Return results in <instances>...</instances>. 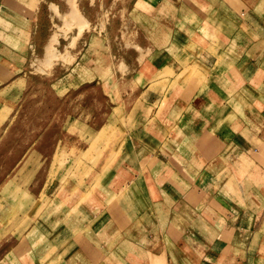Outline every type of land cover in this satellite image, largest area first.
Returning <instances> with one entry per match:
<instances>
[{"label": "rangeland", "instance_id": "rangeland-1", "mask_svg": "<svg viewBox=\"0 0 264 264\" xmlns=\"http://www.w3.org/2000/svg\"><path fill=\"white\" fill-rule=\"evenodd\" d=\"M160 2L31 0L25 11L27 17L22 18L24 23H20L18 17L5 20L9 24L2 25L0 34V46L5 51L0 53L16 57L0 55V61L10 63L8 71L0 70V200L4 199V204H0V258L17 247L26 254L31 226L33 223L40 225L48 215L66 218L67 222L71 219L72 223L77 220L76 225L80 228L84 223L83 230L87 233L86 227L92 216L103 209H114L123 198L122 189L127 183L128 172L119 170L121 163L117 159L129 129L139 125H135L132 118H146L144 109L153 104L157 93L170 92L168 86L156 82V75L150 79L155 68H162L163 65L156 66L161 60H155L156 65L148 68L153 72L139 75L140 67L152 62L156 49L163 48L172 38V31L178 28L173 17H154V12L163 4ZM164 4L161 6L168 11L180 9L181 18H186L183 17L187 11L184 1L168 0ZM187 19L189 23L179 26L183 31L188 25L200 26L201 18H196L197 21ZM185 32L181 37L202 41L195 40V34ZM3 33L17 38L16 45L2 40ZM211 39L216 41L214 36ZM164 73L165 77H173L171 71L164 69ZM178 76L177 84L185 81ZM156 117L158 114L152 115V118ZM232 119L233 114L225 122ZM165 123L152 120L150 126L153 128L141 132L150 136L157 131L163 137L171 133ZM155 141L161 142L158 138ZM257 148H260L257 152L264 155V146ZM254 152L249 149L248 153L242 154L241 161L245 168L253 165L260 175V169L250 159L252 154L256 158ZM183 157L186 160V156ZM187 164L189 171H182V179L191 183L199 181L202 187V178L196 180V175L204 163L194 160L184 163ZM161 166L163 177L156 178L159 186L176 173L172 164L162 163ZM260 166L264 170V159ZM214 169L212 164L211 171ZM261 175L257 182L241 177L237 183L241 189L237 199L260 220L258 241L253 250L244 249L240 254L236 250L230 251V246L226 247L223 264H252L249 258L256 256L259 259L254 264H264V192H250L256 185L264 191V174ZM222 182L220 178L217 183L221 185ZM234 184L233 179L228 183ZM202 196L198 200H203ZM168 206L166 200L165 207ZM198 211L201 212V206ZM194 216L199 218L196 213ZM232 223L233 227L226 231L230 244L246 248L245 237L236 233L235 221ZM194 224L212 238L216 237V233L202 228L198 221ZM125 232L121 236L127 240L129 235ZM131 240V244L137 245L134 239ZM115 246L121 252L126 250L121 240L116 241ZM100 247L106 248L103 244ZM247 253H250L249 257L244 259ZM134 254L133 264H187L177 252V258L170 257L169 260L164 253L163 257H151L149 263ZM33 258L34 255L30 256L32 261ZM122 260L109 264H122ZM195 260L192 261L196 263ZM25 262L29 264V259Z\"/></svg>", "mask_w": 264, "mask_h": 264}, {"label": "crops", "instance_id": "crops-1", "mask_svg": "<svg viewBox=\"0 0 264 264\" xmlns=\"http://www.w3.org/2000/svg\"><path fill=\"white\" fill-rule=\"evenodd\" d=\"M29 1L2 0L0 34L4 28L2 25L9 24L7 19L18 17L16 19L24 23L22 18L27 17L25 11ZM160 1L163 7L168 2ZM181 1L185 2L183 6L187 9L183 16L186 21L181 18L180 9L168 11L160 5V9L154 12V17H173L178 28L172 31V38L163 48L156 49L152 62L140 67L139 75L155 71L150 79L156 75V82L168 86L170 92L157 93L153 104L144 109L146 118H132V122L139 125L129 129L117 159L121 163L119 170L128 172L127 183L122 189L123 198L118 200L114 209H103L92 216L86 227L87 233L86 229L83 230L84 223L81 228L76 225L77 220L72 223L71 219L67 222L66 218L56 219L48 215L40 225L33 223L35 226H31L26 239L28 252L25 254L18 247L11 249L3 259L0 258V264H22L27 259L29 264H109L119 259L117 263H120L121 258L122 264H133L134 253L149 263L151 257H163L164 253L169 260L170 257L177 258L175 252L187 264H223L226 258L222 255H226L228 246L230 251L236 250L239 254L244 249L249 252L254 249L260 236L257 229L260 220L237 199L241 193L237 183L241 177L257 182L264 174L260 166L264 155L257 152L258 146H264V0ZM187 18H201L200 26L188 25L185 30L195 34V40L202 41L181 37L186 32L179 26L189 23ZM11 35L3 33L1 38L7 44L16 45L17 38L15 40ZM212 36L216 41H211ZM3 51L5 48L0 46V52ZM0 55L16 57L8 53ZM157 59L161 60L158 65L155 64ZM154 65L163 66L159 70L148 69ZM9 66L8 61H0L1 71H8ZM164 69L173 72V77H165ZM178 75L185 81L177 84ZM155 114L158 118L154 119L152 115ZM232 114L234 119L225 122ZM169 116V122L165 123ZM152 120L165 123L171 133L162 137L157 131L150 136L141 132L153 128L150 126ZM249 149L255 151L256 158L252 154L250 159L260 169V175L253 165L245 168L242 164L241 156ZM194 160L204 163L196 175V180L202 178V187L199 181L191 183L182 179V171H189L190 167L184 163ZM162 163L172 164L176 173L159 186L156 178L163 177ZM220 178L223 180L221 185L217 183ZM232 179L235 184L230 186L228 183ZM250 192L264 191L256 185ZM201 194L203 200H198ZM166 200L168 207H165ZM195 213L199 218H195ZM194 221H198L202 228H208L209 232L212 230L216 237L212 238ZM233 221L236 233L245 237L244 241L248 243L246 248L230 244L226 231L233 227ZM124 232L129 235L128 241L122 239ZM40 237L41 243L35 247V241ZM131 239L137 245L131 244ZM119 240L126 249L122 252L115 246ZM211 242L214 244L209 245ZM101 244L106 248H101ZM90 249L91 253L88 252ZM33 255L32 261L30 256ZM194 259L196 263L192 261ZM249 259L254 264L259 256Z\"/></svg>", "mask_w": 264, "mask_h": 264}, {"label": "bare ground", "instance_id": "bare-ground-1", "mask_svg": "<svg viewBox=\"0 0 264 264\" xmlns=\"http://www.w3.org/2000/svg\"><path fill=\"white\" fill-rule=\"evenodd\" d=\"M160 9V8H159ZM158 13V12H157ZM263 154V153H262ZM101 194V193H100ZM116 205V204H115ZM32 234H33V232H32ZM41 240V239H40ZM40 240L39 241H35V244H34V246L36 247V245L38 246V244H40Z\"/></svg>", "mask_w": 264, "mask_h": 264}]
</instances>
